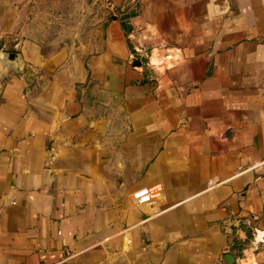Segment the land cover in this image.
<instances>
[{"label":"crops","instance_id":"1","mask_svg":"<svg viewBox=\"0 0 264 264\" xmlns=\"http://www.w3.org/2000/svg\"><path fill=\"white\" fill-rule=\"evenodd\" d=\"M107 1L95 52L0 0V264H264V0Z\"/></svg>","mask_w":264,"mask_h":264},{"label":"rangeland","instance_id":"2","mask_svg":"<svg viewBox=\"0 0 264 264\" xmlns=\"http://www.w3.org/2000/svg\"><path fill=\"white\" fill-rule=\"evenodd\" d=\"M122 10L126 8L113 7L107 0H46L32 10V30L41 43H83L96 52L102 48L106 24Z\"/></svg>","mask_w":264,"mask_h":264},{"label":"trees","instance_id":"3","mask_svg":"<svg viewBox=\"0 0 264 264\" xmlns=\"http://www.w3.org/2000/svg\"><path fill=\"white\" fill-rule=\"evenodd\" d=\"M135 15V12H130V13H127L125 15V17L123 18V21H122V27L123 29L126 31V33H128L130 31V27L128 26V23L127 21L133 17ZM236 245L234 247H240V249H245L247 248V241L245 242H241L240 240L238 239H234Z\"/></svg>","mask_w":264,"mask_h":264},{"label":"water","instance_id":"4","mask_svg":"<svg viewBox=\"0 0 264 264\" xmlns=\"http://www.w3.org/2000/svg\"><path fill=\"white\" fill-rule=\"evenodd\" d=\"M133 66H134V67H141V66H142V63H141L140 60L135 59V60L133 61ZM24 73H25L26 77H29V76H31V75L33 74V70H32L29 66H27V67L24 69ZM228 252H229V248H228L227 251H225V253H228ZM226 260H227V262H228L229 264H234V263H235V259H234V257H232V256H230V255H226Z\"/></svg>","mask_w":264,"mask_h":264},{"label":"built area","instance_id":"5","mask_svg":"<svg viewBox=\"0 0 264 264\" xmlns=\"http://www.w3.org/2000/svg\"><path fill=\"white\" fill-rule=\"evenodd\" d=\"M149 196H150L149 190L144 189L135 194V199H137L140 204H144Z\"/></svg>","mask_w":264,"mask_h":264}]
</instances>
